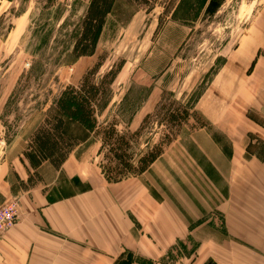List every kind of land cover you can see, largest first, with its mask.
<instances>
[{
  "label": "rangeland",
  "instance_id": "obj_1",
  "mask_svg": "<svg viewBox=\"0 0 264 264\" xmlns=\"http://www.w3.org/2000/svg\"><path fill=\"white\" fill-rule=\"evenodd\" d=\"M8 1V10L0 15V173L18 167L17 158L30 142L27 134L41 114L52 118L59 113L57 101L64 90L80 84L97 65L98 83L108 70L123 63L112 86L95 104L97 120L101 125L116 123L120 132L143 127L139 136L130 139L133 151L163 141L165 155L137 175L130 173L114 183L100 176V182L109 189L115 186L111 189L120 198H125L127 189L145 185L147 210L157 221L162 218L154 227L165 234L166 243L168 230L178 221L190 231L154 263L194 264L200 246L207 252L221 250L223 216L208 205L210 192L218 194L217 189L225 187L223 178L211 175V166L190 136L205 130L207 121H221L224 109L241 100L238 77L244 81L248 59L243 58L244 49L250 48L242 43L253 41L248 31L263 0H113L90 54L82 57L73 54V46L90 0H0V10ZM173 113L178 114L177 122ZM67 120V132L84 142L82 152L90 163L81 166L95 177L101 175L100 163L110 161L101 135ZM208 145L204 144L212 152ZM249 151L264 156V142L256 139ZM26 158L39 163L32 152ZM192 168L196 172L189 175L186 170ZM42 174L51 176L49 170ZM164 183L169 189L161 188ZM160 189L162 193L157 192ZM12 197L0 210L16 199L21 211L20 198ZM212 197L216 203L214 193ZM227 240L230 246L236 244ZM254 253L248 249L243 256L252 264H263L264 256ZM122 255L120 264H153L129 249ZM203 264L217 263L207 259Z\"/></svg>",
  "mask_w": 264,
  "mask_h": 264
},
{
  "label": "crops",
  "instance_id": "obj_2",
  "mask_svg": "<svg viewBox=\"0 0 264 264\" xmlns=\"http://www.w3.org/2000/svg\"><path fill=\"white\" fill-rule=\"evenodd\" d=\"M10 3H3L0 15L8 10ZM250 32L252 43L241 42L250 46L244 49L243 58H248L244 60L247 64L244 81L238 77L241 100L236 107L224 109L221 121H207L205 130L190 136L204 153L211 175L223 178L225 186L222 191L217 189L218 194L210 192L212 204L208 205L211 210H220L223 216L222 249L207 252L200 246L194 264H203L207 259L217 264H252L243 256L248 249L261 259L264 256V156L249 151L256 139L264 142V55H259L264 49V0L255 12L249 35ZM227 86L226 89L230 85ZM68 123L66 119L64 132L72 135L67 132ZM79 140L80 144L48 179L37 173L48 166L47 160L40 159L28 143L17 158L18 167H8L0 173V205L12 196L21 200V216L0 239V264H120L126 249L157 264L154 261H159L178 239L189 235L190 231L186 232V227L178 221V226L168 230L169 243H166L165 234L157 233L154 227L162 218L157 221L147 210L145 185L127 189L125 198H120L111 189L115 186L109 189L100 182V176L105 178L101 167V175L95 177L81 166L90 162L82 152L84 142ZM205 143L211 145L208 146L212 152ZM165 149L152 165L164 158ZM31 152L38 164L26 158ZM219 160L223 161L221 166L216 162ZM191 170L196 172L195 168L188 169L189 175ZM11 172H15L13 178ZM199 173L204 175L203 171ZM169 187L166 183L161 186ZM213 193L218 199L216 203ZM229 238L236 244L230 246Z\"/></svg>",
  "mask_w": 264,
  "mask_h": 264
},
{
  "label": "trees",
  "instance_id": "obj_3",
  "mask_svg": "<svg viewBox=\"0 0 264 264\" xmlns=\"http://www.w3.org/2000/svg\"><path fill=\"white\" fill-rule=\"evenodd\" d=\"M112 5L113 0H90L81 23L80 33L73 46V54L76 57L90 54L100 28L106 23ZM99 66L97 65L86 72L80 84L77 86L71 85L62 92L57 101L59 112L57 115L50 118L41 114L39 122L27 134L30 141L28 145L30 144L31 148H34L40 159L48 162L45 169L43 168L37 172L40 175L44 170L49 169L53 173L54 170L59 169L70 153L80 144L77 137L67 135L64 132L66 119H73L90 133L97 131L101 135L102 146H107L108 149L106 150L109 153L107 158L110 161L107 164L100 163V167L109 182L121 181L128 177L130 173H136L137 175L136 171L138 173L144 172L163 153L165 146L163 141L153 142L150 146L138 149L136 152L133 151L130 139L139 136L143 127L136 132H120L117 130L116 123L101 125L98 122L95 104L112 86L120 68L119 66L116 69L112 67L97 83L94 77ZM171 118L176 122L179 120L177 113H173ZM146 121L147 118L143 121L144 125ZM169 142L170 139L167 143ZM112 157L114 161H112ZM134 161L137 167L134 166ZM121 166L127 169L123 170ZM30 182L33 183L32 179H30Z\"/></svg>",
  "mask_w": 264,
  "mask_h": 264
},
{
  "label": "built area",
  "instance_id": "obj_4",
  "mask_svg": "<svg viewBox=\"0 0 264 264\" xmlns=\"http://www.w3.org/2000/svg\"><path fill=\"white\" fill-rule=\"evenodd\" d=\"M18 200H10L0 210V239L7 233L20 217Z\"/></svg>",
  "mask_w": 264,
  "mask_h": 264
}]
</instances>
